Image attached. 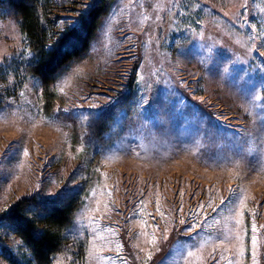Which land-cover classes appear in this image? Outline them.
I'll list each match as a JSON object with an SVG mask.
<instances>
[{"label": "rangeland", "instance_id": "374dc122", "mask_svg": "<svg viewBox=\"0 0 264 264\" xmlns=\"http://www.w3.org/2000/svg\"><path fill=\"white\" fill-rule=\"evenodd\" d=\"M25 44L0 6V219L81 195L53 264H264V0H113L49 85Z\"/></svg>", "mask_w": 264, "mask_h": 264}, {"label": "trees", "instance_id": "16d2710c", "mask_svg": "<svg viewBox=\"0 0 264 264\" xmlns=\"http://www.w3.org/2000/svg\"><path fill=\"white\" fill-rule=\"evenodd\" d=\"M47 3L48 0H0L3 10L17 14L26 38L30 55L22 63L24 69L49 85L70 61L82 57L88 50L113 0H93L79 27L60 31V35L46 17ZM81 203V195L58 203L39 201L35 197H23L16 202L0 219V243L5 234L16 235L26 250L20 255L3 246L7 261L10 264H53L55 256L68 246L67 229Z\"/></svg>", "mask_w": 264, "mask_h": 264}]
</instances>
